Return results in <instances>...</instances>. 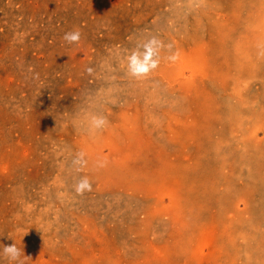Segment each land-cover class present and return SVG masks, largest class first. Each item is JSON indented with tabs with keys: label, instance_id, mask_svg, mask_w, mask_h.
Masks as SVG:
<instances>
[{
	"label": "rangeland",
	"instance_id": "374dc122",
	"mask_svg": "<svg viewBox=\"0 0 264 264\" xmlns=\"http://www.w3.org/2000/svg\"><path fill=\"white\" fill-rule=\"evenodd\" d=\"M263 4L0 0V264L14 243L26 264H201L206 232L202 264H264Z\"/></svg>",
	"mask_w": 264,
	"mask_h": 264
},
{
	"label": "clouds",
	"instance_id": "9594fccd",
	"mask_svg": "<svg viewBox=\"0 0 264 264\" xmlns=\"http://www.w3.org/2000/svg\"><path fill=\"white\" fill-rule=\"evenodd\" d=\"M81 37V32L79 30H74L65 33L63 40L68 45H73L78 44ZM158 46L159 42L153 38L143 46V52H133L128 57L129 74L137 79L147 77L149 73L158 66ZM171 59L174 60L175 57L173 56ZM88 71L91 72L92 69H88ZM106 124L107 121L104 117H93L91 120V126L95 129H101ZM74 163L78 165L86 163L84 161V153H79ZM91 189L92 185L87 177L80 179L79 183L76 185V191L80 194H83L85 191H91ZM2 254L9 260L10 264H12V262H15V264H26V255L24 254V250L19 248L16 243L5 245L3 247Z\"/></svg>",
	"mask_w": 264,
	"mask_h": 264
},
{
	"label": "bare ground",
	"instance_id": "6f19581e",
	"mask_svg": "<svg viewBox=\"0 0 264 264\" xmlns=\"http://www.w3.org/2000/svg\"><path fill=\"white\" fill-rule=\"evenodd\" d=\"M232 1V0H231ZM250 2H252V1H250ZM180 4V3H179ZM257 5V4H256ZM259 5V4H258ZM264 5V4H263ZM202 7V6H201ZM205 7H207V6H205ZM243 7V6H242ZM219 8V7H218ZM249 8V7H248ZM251 8V7H250ZM259 8V7H258ZM236 10V9H235ZM239 10V11H238ZM237 11L240 13V9H238ZM242 10V9H241ZM237 11H235V12H237ZM142 12V11H141ZM173 12V11H172ZM214 11H212L211 13H213ZM219 12V11H218ZM222 13V12H221ZM182 14V13H181ZM214 14V13H213ZM231 15V14H230ZM128 16V15H127ZM145 16V15H144ZM182 16V15H181ZM216 16V15H215ZM255 16V15H254ZM226 17V16H225ZM210 18V17H209ZM221 18V17H220ZM256 18V17H255ZM171 19V18H170ZM173 21V20H172ZM200 21V20H199ZM252 23V22H251ZM250 23V24H251ZM233 24V23H232ZM231 25V24H230ZM220 26H222V24L220 25ZM201 27V26H200ZM257 27H259V26H257ZM228 28V27H227ZM215 30V29H214ZM227 31H228V29H227ZM226 31V32H227ZM221 32V31H220ZM225 32V31H224ZM231 32V31H230ZM222 33V32H221ZM224 34V33H223ZM234 35V34H233ZM221 37V36H220ZM219 37V38H220ZM236 37V36H235ZM226 38V37H225ZM201 40H202V38H201ZM241 40V39H240ZM260 41V40H259ZM205 42V41H204ZM200 44H202V43H200ZM210 44V43H209ZM225 44V43H224ZM262 45V44H261ZM210 46V45H209ZM193 52V51H192ZM215 52V51H214ZM199 54H201V53H199ZM243 54H245L246 55V53H243ZM223 55V54H222ZM255 56V55H254ZM263 56V55H262ZM253 58V57H252ZM264 59V58H263ZM259 60V59H258ZM262 60V59H261ZM259 62V61H258ZM261 63V62H260ZM258 65V64H257ZM191 69V68H190ZM189 71V70H188ZM181 72V71H180ZM234 72H235V70H234ZM236 73V72H235ZM247 74H249V73H247ZM170 75H171V73H170ZM190 75V74H189ZM216 75V74H215ZM174 77V76H173ZM232 77V76H231ZM167 78H169V77H167ZM225 78V77H224ZM223 79V78H222ZM224 81V80H223ZM189 82V81H188ZM174 84V83H173ZM227 84V83H226ZM237 84V83H236ZM190 85V84H189ZM199 85V84H198ZM186 86H187V84H186ZM237 86V85H236ZM239 93H241V92H239ZM242 94V93H241ZM240 95V94H239ZM241 96V95H240ZM258 97V96H257ZM232 98V97H231ZM261 99H263V98H261ZM240 100V99H239ZM244 100V99H243ZM217 101V100H216ZM233 101V100H232ZM235 101H238V100H235ZM234 101V102H235ZM222 102V101H221ZM228 102V101H227ZM179 103V102H178ZM226 104V103H225ZM15 105V104H14ZM217 105V104H216ZM244 104H242V106H243ZM246 106V105H245ZM238 107V106H237ZM140 108V107H139ZM233 108H235L236 109V107H233ZM243 108V107H242ZM264 109V108H263ZM11 110V109H10ZM13 110V109H12ZM176 112H178L177 110H175ZM180 111V110H179ZM264 111V110H263ZM18 112V111H17ZM224 112V111H223ZM20 113V112H19ZM138 113V112H137ZM180 113V112H179ZM261 113V112H260ZM214 114V113H213ZM20 116V115H19ZM36 116V115H35ZM134 116V115H133ZM257 116V115H256ZM143 117V116H142ZM223 119V118H222ZM256 119V118H255ZM140 121V120H139ZM175 122V121H174ZM214 122H215V120H214ZM178 123V122H177ZM173 124V123H172ZM202 126H204V125H202ZM238 126V125H237ZM216 127V126H215ZM137 128H139L138 126H137ZM155 129V128H154ZM149 130V129H148ZM169 130V129H168ZM171 130V129H170ZM142 131H143V129H142ZM149 131H151V130H149ZM217 131V130H216ZM152 132V131H151ZM154 132V131H153ZM169 132V131H168ZM139 134V133H138ZM163 134V133H162ZM171 134V133H170ZM166 135V134H165ZM202 137V136H201ZM20 138V137H19ZM156 138V137H155ZM238 138V137H237ZM159 139V138H158ZM178 139V138H177ZM24 140V139H23ZM140 140V139H139ZM139 140H138V142H139ZM31 141H32V139H31ZM238 141V140H237ZM1 142V141H0ZM38 142H39V140H38ZM228 143V142H227ZM111 145H112V143H111ZM135 148V147H134ZM134 151H135V149H134ZM167 153V152H166ZM145 154V153H144ZM258 154V153H257ZM26 155V154H25ZM135 155V154H134ZM161 155H163V154H161ZM186 155H188V154H186ZM135 157V156H134ZM142 159V158H141ZM163 159H164V157H163ZM165 160V159H164ZM135 161H137V160H135ZM131 162V161H130ZM179 162V161H178ZM115 163V162H114ZM134 163V162H133ZM193 164V163H192ZM13 165V164H12ZM125 165H127V164H125ZM175 165H176V163H175ZM128 166V165H127ZM193 166H194V164H193ZM166 167V166H165ZM168 167V166H167ZM183 167V166H182ZM195 167V166H194ZM197 167V166H196ZM18 168V167H17ZM209 168V167H208ZM212 168V167H211ZM137 170V169H136ZM149 170V169H148ZM170 170V169H169ZM178 170V169H177ZM139 171V170H138ZM155 171H157V170H155ZM171 171V170H170ZM203 171V170H202ZM206 172V171H205ZM131 173V172H130ZM189 173V172H188ZM4 174V173H3ZM145 174V173H144ZM157 174V173H156ZM21 176V175H20ZM146 176V175H145ZM150 176V175H149ZM185 176V175H184ZM187 176V175H186ZM151 177V176H150ZM207 177V176H206ZM195 178V177H194ZM141 179H142V177H141ZM140 179V180H141ZM175 179V178H174ZM155 180V179H154ZM165 180V179H164ZM224 180V179H223ZM166 181V180H165ZM124 182H126V181H124ZM229 182V181H228ZM191 183V182H190ZM235 183V182H234ZM192 185V184H191ZM214 185V184H213ZM216 185H218V184H216ZM230 185V184H229ZM228 185V186H229ZM219 187V186H218ZM229 188V187H228ZM140 189V188H139ZM143 189V188H142ZM223 189V188H222ZM141 190V189H140ZM143 191V190H142ZM179 190H177V188L175 187V188H169L168 190H166V188H165V190H157V192H158V194L160 195V199L161 200H163L165 197H170L171 198V200H172V202H173V205H178V203L180 202V193L178 192ZM216 191V190H215ZM144 192V191H143ZM187 193V192H186ZM226 193V192H225ZM6 195V194H5ZM220 195V194H219ZM233 195V194H232ZM146 196H148V195H146ZM151 196V195H150ZM218 196V195H217ZM158 199V198H157ZM18 204V203H17ZM152 205V204H151ZM155 206V205H154ZM207 206V205H206ZM222 206V205H221ZM178 207H181L180 206V204H179V206ZM220 208V207H219ZM173 209V208H172ZM237 210V209H236ZM225 211V210H224ZM172 212H174V211H172ZM226 213V212H225ZM178 214H180V213H178ZM167 215V214H166ZM117 216V215H116ZM122 218V217H121ZM186 222V221H185ZM236 222V221H235ZM109 223V222H108ZM123 223V222H122ZM187 223V222H186ZM213 224V223H212ZM206 226V225H205ZM212 226V225H211ZM179 228V227H178ZM205 229V228H204ZM177 230V229H176ZM202 230V229H201ZM225 230V229H224ZM262 230V229H261ZM239 231V230H238ZM178 232V231H177ZM141 232H139V234H140ZM177 234V233H176ZM185 234V233H184ZM204 234H206V237L205 236H203L204 237V241H202V244L201 245H199V249H198V252L196 253V256H198V259L200 260V262H201V264L203 263V258L205 259V258H207V256H211V255H213V254H215L214 252H216L215 251V249H214V247H213V238H214V235L213 234H211V233H209V232H206V233H204ZM83 235V234H82ZM179 235V234H178ZM136 237V236H135ZM178 237V236H177ZM195 237V236H194ZM174 238V237H173ZM197 239V238H196ZM127 241H128V239H127ZM246 241V240H245ZM252 241V240H251ZM141 242V241H140ZM191 243V242H190ZM186 244V243H185ZM237 244V243H236ZM145 245V244H144ZM192 245V244H191ZM187 247V246H186ZM217 249V248H216ZM165 250H167V247H166V249ZM159 253H160V251H159ZM132 254V253H131ZM218 254V253H217ZM180 255V254H179ZM63 256V255H62ZM214 256V255H213ZM215 256H216V254H215ZM214 256V257H215ZM69 257H70V255H69ZM218 257H219V255H218ZM235 258V257H234ZM173 259V258H172ZM208 259V258H207ZM206 259V260H207ZM216 259V258H215ZM211 260V259H210ZM217 261H219V260H217ZM145 264V263H144ZM186 264V263H185Z\"/></svg>",
	"mask_w": 264,
	"mask_h": 264
}]
</instances>
